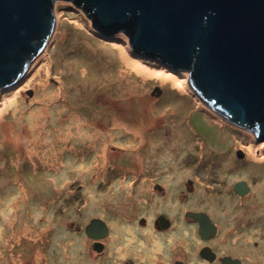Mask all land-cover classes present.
I'll list each match as a JSON object with an SVG mask.
<instances>
[{
  "label": "rangeland",
  "instance_id": "1",
  "mask_svg": "<svg viewBox=\"0 0 264 264\" xmlns=\"http://www.w3.org/2000/svg\"><path fill=\"white\" fill-rule=\"evenodd\" d=\"M53 8L45 49L0 90V264H192L189 237L138 233L129 222L155 199L173 214L167 206L184 197L230 198L241 180L258 178L247 197L263 198L264 141L204 102L188 71L141 55L124 31L97 35L74 1ZM129 52L146 74L126 62ZM71 127L49 157L48 142ZM93 218L110 235L90 238Z\"/></svg>",
  "mask_w": 264,
  "mask_h": 264
},
{
  "label": "water",
  "instance_id": "2",
  "mask_svg": "<svg viewBox=\"0 0 264 264\" xmlns=\"http://www.w3.org/2000/svg\"><path fill=\"white\" fill-rule=\"evenodd\" d=\"M71 1L92 18L97 35L124 31L141 55L188 71L204 102L264 141V0ZM54 2L0 0V90L20 81L45 49ZM248 188L235 185L240 194ZM85 231L99 239L109 228L93 218Z\"/></svg>",
  "mask_w": 264,
  "mask_h": 264
},
{
  "label": "flooded vegetation",
  "instance_id": "3",
  "mask_svg": "<svg viewBox=\"0 0 264 264\" xmlns=\"http://www.w3.org/2000/svg\"><path fill=\"white\" fill-rule=\"evenodd\" d=\"M253 181L258 185V178ZM239 182L233 184L227 199H202L199 203L201 200L184 197L179 204L173 202L167 206L175 212L173 214L156 208L163 203V198L152 200L145 215L129 222V226L138 233L151 228L160 235L173 232L178 237H189L192 264H264V197L248 198L255 189L254 184L249 186L247 181L248 191L240 194L235 189ZM255 201L258 203H253ZM253 205L259 208V213H253ZM185 206H189L188 209H184ZM199 214L201 217H196ZM171 264L189 263L175 259Z\"/></svg>",
  "mask_w": 264,
  "mask_h": 264
},
{
  "label": "bare ground",
  "instance_id": "4",
  "mask_svg": "<svg viewBox=\"0 0 264 264\" xmlns=\"http://www.w3.org/2000/svg\"><path fill=\"white\" fill-rule=\"evenodd\" d=\"M137 58V59H136ZM125 60H126V62L128 63V64H131L132 63V65L133 66H137V65H140L139 67H140V69H136L138 72H140V71H143L142 73H144L145 72V74H146V71H147V68L146 67H144L141 63V61H140V59L138 58V57H135V56H132L131 55V53L129 52L128 54H127V57H125ZM135 66V67H136ZM137 68V67H136ZM57 93H58V91H57ZM49 99H50V97H49ZM40 108V110L41 111H47L49 108H48V106L47 105H42L41 107H39ZM75 115H76V119H78V120H76V122H75V124L76 125H74V128H76V129H79L81 126H80V121H79V118L81 119V116H78L79 114L76 112L75 113ZM73 116V115H72ZM79 121V122H78ZM74 128H68V132H70L69 134H68V132H66L65 134H63L62 133V128L61 129H59V131H57L58 132V135H57V138L55 139V140H52V141H50V142H48V146L50 147V151H51V153H49L48 154V156L50 157H55L56 156V154L58 153V150L59 149H61L62 148V146H64L63 145V142H65L68 138H69V136L71 135V133H72V129H74ZM10 133H11V131H10ZM12 133H13V131H12ZM11 133V134H12ZM14 134H15V132H14ZM39 134H42V132L41 133H39ZM40 139V138H39ZM43 140L45 141L46 140V136H44V138H43ZM42 140V141H43ZM105 150H106V147H105ZM250 156L252 155V153H253V148H250Z\"/></svg>",
  "mask_w": 264,
  "mask_h": 264
}]
</instances>
